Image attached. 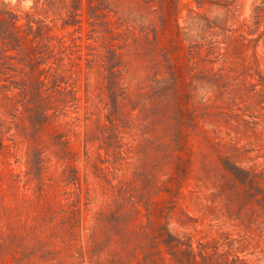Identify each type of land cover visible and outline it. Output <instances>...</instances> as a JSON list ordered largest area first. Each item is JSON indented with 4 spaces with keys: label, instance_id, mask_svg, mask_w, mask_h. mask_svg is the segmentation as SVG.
I'll list each match as a JSON object with an SVG mask.
<instances>
[{
    "label": "rangeland",
    "instance_id": "obj_1",
    "mask_svg": "<svg viewBox=\"0 0 264 264\" xmlns=\"http://www.w3.org/2000/svg\"><path fill=\"white\" fill-rule=\"evenodd\" d=\"M0 264H264V0H0Z\"/></svg>",
    "mask_w": 264,
    "mask_h": 264
},
{
    "label": "trees",
    "instance_id": "obj_2",
    "mask_svg": "<svg viewBox=\"0 0 264 264\" xmlns=\"http://www.w3.org/2000/svg\"><path fill=\"white\" fill-rule=\"evenodd\" d=\"M11 27V26H10ZM14 27H16L15 25H14ZM18 41L20 42L21 41V39L18 37ZM41 83V82H40ZM42 84H43V82H42ZM34 95L37 97V96H39V95H41V93H40V90L38 89V91H36L35 93H34ZM188 249L190 250L188 253H189V256L191 257H193V259H194V261L197 263V259H196V254L194 253V251H193V248L191 247V245L188 247ZM199 255L201 256V258L202 259H204L205 258V256L203 255V253H199Z\"/></svg>",
    "mask_w": 264,
    "mask_h": 264
}]
</instances>
